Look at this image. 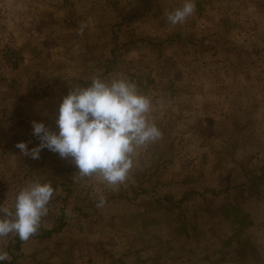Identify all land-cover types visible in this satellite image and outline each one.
I'll list each match as a JSON object with an SVG mask.
<instances>
[{
	"label": "rangeland",
	"instance_id": "1",
	"mask_svg": "<svg viewBox=\"0 0 264 264\" xmlns=\"http://www.w3.org/2000/svg\"><path fill=\"white\" fill-rule=\"evenodd\" d=\"M144 1L0 0V204L10 207L36 179L55 189L35 235L26 242L15 233L0 238V250L11 257L2 264H264V42L256 34L264 26V0H207L204 18L217 13L237 26L233 38L242 53L232 58L243 63L245 75L228 82L214 77L220 83L216 101L182 97L184 103L168 111H158L156 105L151 119L163 136L139 151L124 184L81 179L75 168L67 204L69 184L63 172L73 163L46 148L35 160L16 148L18 142L29 149L39 144L32 121L58 131L62 98L75 84L86 87L92 77L103 78L100 66L107 61L108 79L148 77L152 70L156 78L164 71L162 63L161 68L151 66L132 52L148 54L144 45L124 47V39L118 45L114 41L115 8L126 15L142 12ZM182 3H149L150 13L140 18L135 32L128 30L134 37L127 40L169 38L166 14ZM81 23L87 27L78 35ZM250 27L256 30L249 33ZM204 37L198 32V40ZM207 43L210 62H230L220 56L223 45ZM192 70L187 80L197 78ZM193 102L198 106L189 110ZM101 195L106 203L97 207ZM77 201L81 212L75 209ZM242 226L240 237L250 238L255 252L238 263L234 247L220 242ZM57 227L58 232L45 235Z\"/></svg>",
	"mask_w": 264,
	"mask_h": 264
},
{
	"label": "clouds",
	"instance_id": "2",
	"mask_svg": "<svg viewBox=\"0 0 264 264\" xmlns=\"http://www.w3.org/2000/svg\"><path fill=\"white\" fill-rule=\"evenodd\" d=\"M195 12L196 0H183L167 12V21L172 26L183 24ZM86 27L81 23L77 34L83 35ZM87 82L86 87L73 85L62 98L55 119L58 131L32 121L39 144L29 149L26 142H18L16 148L34 160L46 148L73 163L78 169L75 176L98 177L108 186H119L128 180L139 151L160 140L163 133L151 119V98L134 81L121 74ZM54 196L49 182L36 179L17 193L10 207L0 204V238L15 233L28 241L38 232ZM105 203L101 195L97 207ZM10 260L8 252L0 250V262Z\"/></svg>",
	"mask_w": 264,
	"mask_h": 264
},
{
	"label": "crops",
	"instance_id": "3",
	"mask_svg": "<svg viewBox=\"0 0 264 264\" xmlns=\"http://www.w3.org/2000/svg\"><path fill=\"white\" fill-rule=\"evenodd\" d=\"M198 2L202 4L201 9L196 8L195 14L200 11L198 12V16L194 15L188 18L183 24H177L173 28H171L170 25L169 29L171 30L168 37L174 39L172 44L165 46L164 50L161 52L150 51L143 57L144 61L147 60L148 64L151 66L157 65V67L161 68L163 66H159L160 63L165 66L164 71H159L160 73L156 78L155 72L153 70L151 71L149 78L152 80L153 84L151 83V85H149L151 91L146 93V95L151 98L153 109L157 105L158 111H168L177 108V106L180 105L179 103H184L179 101V98L182 97L184 101H190V99L194 98H198L199 102L216 101L220 83L219 78L215 79L214 77H224L228 82L234 79L236 75L238 79L245 75L246 70H243L244 67L241 66L242 69L236 68L235 65L237 64L232 58V54L236 56L232 48L237 47L233 38L234 32L237 31V26H234L233 22L228 24V19L222 18V15L217 13L211 14V16L208 15L207 18H204L205 12L203 11L207 0H196V6ZM232 2L234 3L233 0ZM252 30L256 29L250 27L248 32L250 33ZM198 32H201L203 37L205 36L204 41H214L218 46L223 45L224 48H222L223 51L221 50L220 56H222V58H227L230 62H214V66V63L207 59L204 52L198 51V46L192 47V42H194V40L198 42ZM207 33L210 35L209 40H206L208 39V37H206ZM256 34H258L260 40L264 42V26L261 30H257ZM193 35H195V38H188ZM216 37H225V40L223 42H216V39H218ZM243 51L246 52V50ZM132 52L136 53L137 58H141L142 53L138 54L136 51ZM185 54L188 56L191 54L197 55L195 58H186L184 57ZM199 55L202 59L198 57ZM179 59H183L185 63L183 62L178 65L177 62ZM231 63H233L231 65L232 68L228 70V74L226 70L230 67L229 65ZM242 64L243 63L239 62V65ZM219 65L222 66L218 68ZM246 65H249V63ZM221 68H224V70L221 71ZM192 69H196L195 75L197 78L194 80H187L188 74H190V77H193L194 73ZM153 75L154 78L152 77ZM226 94L228 96V92ZM222 99H226V97L222 96ZM197 106L198 105L195 103L189 110H194ZM154 112L157 113V111H152V113Z\"/></svg>",
	"mask_w": 264,
	"mask_h": 264
},
{
	"label": "trees",
	"instance_id": "4",
	"mask_svg": "<svg viewBox=\"0 0 264 264\" xmlns=\"http://www.w3.org/2000/svg\"><path fill=\"white\" fill-rule=\"evenodd\" d=\"M233 1H235V0H233ZM154 2H155V0H145L143 3L145 5L144 11L140 12V11L136 10V11L131 12L128 15L124 14V12L122 11V9L120 7L115 8L118 22H115L116 24H114V25H116V27L113 26L111 28H112V30L113 29L115 30L113 37H114V41H115L116 45H118V43H120L124 39L122 41V44L124 47H127L129 45H133L136 43H140V44L144 45L141 47L143 49H144V47H146L148 52H150V51L161 52L164 50L165 46L172 44V41L174 40L172 38H167L166 40H163V41H157V40H152L150 38L148 39V38H142V37L137 40L138 42H135L132 39L127 40V39H129L128 37H131V38L134 37V35H132V36L128 35V30L131 29V31H133V32L136 31V28L140 26V23H139L140 18L142 16L146 17V15L150 13L151 6L149 5V3H154ZM201 5H202L201 2H198V5L196 6V8L201 9V7H202ZM192 45H193L192 47H195L198 45L202 46L199 49V51H202L204 53L210 49V48H208V43L207 42L204 43V41L202 42V40H198V42H196V40H194V42H192ZM204 47H206V50L203 49ZM232 49H233L234 53L241 55L240 53H242V52L240 50H238L236 47H233ZM116 52H117V50H115L113 52V54H115ZM142 56H145V54L144 55L142 54ZM241 66L242 65L238 64L237 68L242 69ZM109 67H110V62H108V61H107L106 65L100 66V69L104 72L103 78H107L108 73L110 71V69L108 70ZM130 80L134 81L138 85V88L142 91H147L150 88L149 85H151V83H152V80L149 78V74H148V77H141V76H138L136 74L135 75L132 74V77H130ZM75 168L76 167L74 166V164H72L70 167H68L67 170H65L63 172V176L66 178V183L69 184L68 192H66L67 195H66V197H64L65 203H67V202L71 203V199H70L71 185L70 184H72L73 183L72 181H74L73 175L71 173H72V171L75 170ZM76 187H77V184L74 185L73 189H76ZM113 196L116 197L119 195L115 194ZM169 202L171 203L172 200L169 199ZM156 203L157 204L159 203V199L156 201ZM77 204H78V206H76L75 209H76V211L81 212L80 206H82V205H81L80 201H77ZM64 213H65V208L62 207L61 212H60L62 218H63V215H65ZM194 213H195V211H194ZM60 229H61V227H57L55 229L49 230L48 232L45 233V235L50 236L53 233L58 232ZM243 229H244V226L240 227L239 230L241 232L238 231L237 233H235L236 236H235V234L231 237L227 236L223 242H220L221 245L229 244L232 247H234V251H235L234 260L237 261L238 263H241L243 260L247 259L248 257L251 259L254 256L253 253L255 252V249H253V245H252L253 242H251V239L248 237H240V234H242ZM245 254H247V255H245ZM0 264H2V263L0 262Z\"/></svg>",
	"mask_w": 264,
	"mask_h": 264
}]
</instances>
